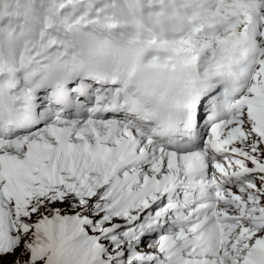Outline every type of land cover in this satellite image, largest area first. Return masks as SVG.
<instances>
[{
	"label": "snow or ice",
	"instance_id": "6c2138e0",
	"mask_svg": "<svg viewBox=\"0 0 264 264\" xmlns=\"http://www.w3.org/2000/svg\"><path fill=\"white\" fill-rule=\"evenodd\" d=\"M0 264H264V0H0Z\"/></svg>",
	"mask_w": 264,
	"mask_h": 264
}]
</instances>
